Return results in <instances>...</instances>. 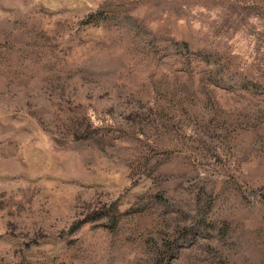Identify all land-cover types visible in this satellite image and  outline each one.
Instances as JSON below:
<instances>
[{"label":"rangeland","instance_id":"rangeland-1","mask_svg":"<svg viewBox=\"0 0 264 264\" xmlns=\"http://www.w3.org/2000/svg\"><path fill=\"white\" fill-rule=\"evenodd\" d=\"M0 264H264V0H0Z\"/></svg>","mask_w":264,"mask_h":264}]
</instances>
